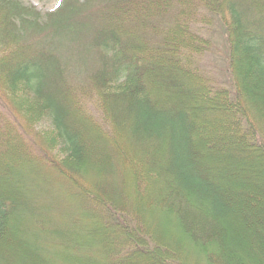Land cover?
I'll use <instances>...</instances> for the list:
<instances>
[{
    "label": "trees",
    "instance_id": "16d2710c",
    "mask_svg": "<svg viewBox=\"0 0 264 264\" xmlns=\"http://www.w3.org/2000/svg\"><path fill=\"white\" fill-rule=\"evenodd\" d=\"M60 3L0 0V264H264V0Z\"/></svg>",
    "mask_w": 264,
    "mask_h": 264
},
{
    "label": "rangeland",
    "instance_id": "374dc122",
    "mask_svg": "<svg viewBox=\"0 0 264 264\" xmlns=\"http://www.w3.org/2000/svg\"><path fill=\"white\" fill-rule=\"evenodd\" d=\"M21 1L23 3H25V4L35 6L38 10L41 11V13L43 14V16H46V13L57 9L60 6V4H61L60 2H62V0H21ZM215 37H216V35H215ZM215 37L214 36L212 37L213 43L215 42V40L217 38V37L216 38ZM214 47L215 48L210 53H207L206 55H204V58H203V56H202V58H200L201 59L200 60V63H201V66L204 69H206L208 71V73L212 77H214V79H216V80H218L220 82H222V81L225 82L226 76H225L224 71H223V68H222L223 67V61H222V57L223 56L222 55L224 54L223 49L221 48L222 45L221 44H219V45L216 44V46H214ZM80 72H82V70L76 72L73 75L80 74ZM77 80H78V78H77ZM207 115H208V120H210V122H212V123H214V122L215 123L220 122L221 119H223V114H221V113L214 112L212 114L209 113ZM104 122L105 121H103V123ZM200 123L201 124L204 123L203 117L200 120ZM210 124L206 122V125L207 126L210 125ZM41 126L44 129H46V126L51 127L52 125H50V122L49 121H46V122H43L41 124ZM207 128L209 130H211L210 126H208ZM259 155L256 157L254 163L251 165V167L254 170L255 169H259V168L262 169L261 167H264L263 166L264 165V159H263L264 157H263V154H259ZM260 174L264 175V173L261 171V173H256L255 176H261ZM232 179H234V180H236L238 182H243L244 184H246L247 182H250V181H255L253 178L252 179L251 178H248L247 179V176L243 175L241 173V171L237 175H233L232 176ZM52 184L53 185H56L53 182H52ZM151 186L148 187L147 192L144 195L145 196V199L148 200V202H149L148 204L151 203V200L154 197L153 195H157V193H158L156 189H154V188H151L150 189ZM35 190L38 191L39 189H35ZM35 190H34V192H35ZM64 191H65V193H67L66 190H64ZM242 191H243L242 192L243 194H247V193L249 194V193H251V191H247L245 189L242 190ZM34 198L37 199V196L34 195ZM58 201H59V199H58ZM84 208H86V206ZM65 210H66L65 213L67 214V216L66 217L64 216L65 218L63 217L64 220H66L67 218H68V220H70L71 218H75V216L73 217V215H72L73 212L70 210V208L66 207ZM80 210L83 211L82 209H80ZM28 211L29 212L31 211V207L28 208ZM150 212L152 213V211H150ZM151 213L148 214V219L154 221V227H156V228L157 227H160L161 224H166V225H170V226L173 224L172 223L171 216H168L169 218L165 216V215H168V213L167 214L166 213L162 214V212H160L159 214H156L157 212H154L153 214H151ZM52 216H53V218H55V220H62V219H59L56 214H52ZM45 217H46V215H45ZM45 217L43 219H46ZM19 224L20 225H18V227L21 229V231H22L21 233L22 234H25V233H27L29 231V229L27 227V224L26 225H23L21 223H19ZM233 227H234L233 233H237L238 234V237L240 239V242H241L240 246H241L242 251L245 252L244 254H245L246 258L249 261H252L253 262L254 259H255V255H256L255 252H257L258 249H256L255 247H252V243H251V240H250L251 238L249 236L248 237H245L244 235L241 234V231L238 232L239 230H242V223L235 222L233 224ZM171 228L174 229V230L176 229V228H173V226H171ZM244 242L247 243L248 245L245 246L243 244ZM16 243L17 242H15V244H14L15 248H19V246ZM249 246H251V247H249ZM262 251H264V250H262ZM260 254H262L264 256V253H261L260 252ZM258 255H259V253H258Z\"/></svg>",
    "mask_w": 264,
    "mask_h": 264
}]
</instances>
